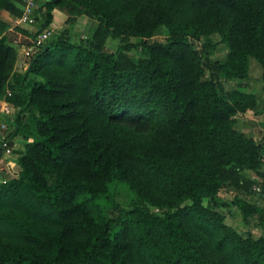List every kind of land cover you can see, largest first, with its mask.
I'll list each match as a JSON object with an SVG mask.
<instances>
[{
	"label": "trees",
	"instance_id": "1",
	"mask_svg": "<svg viewBox=\"0 0 264 264\" xmlns=\"http://www.w3.org/2000/svg\"><path fill=\"white\" fill-rule=\"evenodd\" d=\"M18 1L0 0V10L20 16ZM56 7L96 17L92 37L51 34L11 96L16 50L0 17V98L16 107L13 136L27 140L17 175L0 184V264H264V235L242 237L213 207L224 186L252 195L248 172L264 192L262 146L234 118L256 96L225 98L215 79L247 77L250 57L264 68V0H45L37 31ZM161 27L165 41H148ZM215 33L223 61L192 42ZM108 35L121 42L115 52L104 48ZM133 46L136 61L125 54ZM28 108L39 137L30 141L20 125ZM117 178L165 213L134 208L114 230L95 199ZM231 204L264 223V207L238 193Z\"/></svg>",
	"mask_w": 264,
	"mask_h": 264
},
{
	"label": "rangeland",
	"instance_id": "2",
	"mask_svg": "<svg viewBox=\"0 0 264 264\" xmlns=\"http://www.w3.org/2000/svg\"><path fill=\"white\" fill-rule=\"evenodd\" d=\"M45 0H34L31 9L25 14H21L16 19V28L22 29L26 32L25 34H17L19 31L14 32L16 35H10L7 37L9 44H11L16 50V61L14 65V72L11 75L9 81V87L7 91H13L12 87L17 86L18 80L25 72V68L29 63L31 57H25L24 49L31 45V37L37 32L43 24V16L40 11V4ZM21 10L26 7V0H20ZM53 18L50 24L52 34H61L63 30L72 42H79L80 40H86L92 37L93 31L97 27L98 20L96 17H89L85 14V9L77 7L72 13L68 12L65 7H56L53 11ZM69 18H72L69 20ZM18 29V30H19ZM25 35V36H23ZM166 29L161 27L157 32L153 34L148 41H165ZM209 40V43H207ZM139 41L137 37H131L130 42L136 44ZM194 46L202 53L208 54V58L213 61H223L226 57L227 47L222 42L220 36L215 33L210 36H202L199 39H193ZM207 43V44H206ZM121 44L119 38L108 35L104 41V48L108 51H116L118 46ZM125 54L129 56L133 61H136L143 56V52L137 46L130 47L125 51ZM205 78L209 77L210 71L207 67H204ZM27 80L41 78L33 73H28ZM220 82L223 91L221 94L226 98L227 92L233 89L253 93L256 96V105L252 109H248L244 112H237L234 118L239 123V129L246 135L254 139L257 144L262 146V165L260 168L264 170V68L261 64L253 57L249 58V69L247 77L227 79L222 73H218L215 78ZM6 92V91H5ZM6 94V93H5ZM35 115L36 110L28 108L21 117V127L23 133L27 134L28 141L34 138H39L35 131ZM16 107L14 112L10 115L12 118L11 128L12 131L15 129L16 121ZM0 119H9V116L0 112ZM17 147V146H16ZM20 151L23 148V144L19 146ZM248 176L258 180V183L252 187H256L254 193L249 196L243 195L241 192H237L235 188L231 186H224L215 195L216 206H213L223 216V222L228 226L234 228L242 237L251 236L258 238L264 235V223L260 219L258 212H254L251 215L244 217L240 210L231 204V201L235 194H239L244 197L251 204L264 207V192L262 191L260 176H256L254 172H248ZM16 176L11 174L8 178ZM208 202L207 198L203 199V204L206 205ZM95 203L98 206V212L103 220H111L112 228L118 229L121 222L126 219L127 212L131 209L137 208L139 210L152 212L157 215H163L167 209L158 208L151 206L141 201L136 195L134 189L130 185L120 179H114L109 188L108 192L104 195H100L95 199ZM189 203V201L185 202ZM10 232L7 233V235Z\"/></svg>",
	"mask_w": 264,
	"mask_h": 264
},
{
	"label": "built area",
	"instance_id": "3",
	"mask_svg": "<svg viewBox=\"0 0 264 264\" xmlns=\"http://www.w3.org/2000/svg\"><path fill=\"white\" fill-rule=\"evenodd\" d=\"M34 0H26V7L22 10V14L25 15L32 7ZM52 34L51 28H46L35 32L31 37V45L24 49L25 57H31L37 50L42 42L49 38ZM7 96H11V91H6ZM0 112L9 116V119H0V173L6 170H10V165L16 163L11 158V155L15 154L16 143L14 142V136L12 134V118L10 115L14 112V105L10 103L6 98H0ZM17 175V172L13 174ZM6 178L0 175V184L6 182ZM256 190V187H252Z\"/></svg>",
	"mask_w": 264,
	"mask_h": 264
},
{
	"label": "crops",
	"instance_id": "4",
	"mask_svg": "<svg viewBox=\"0 0 264 264\" xmlns=\"http://www.w3.org/2000/svg\"><path fill=\"white\" fill-rule=\"evenodd\" d=\"M15 5L18 8H20V9L22 7L20 1L15 2ZM0 17L7 22V27L3 31V35L8 36V38H9L10 35H13V36L16 35V33H14V32H17V31H19L17 34H19V33L22 34L23 33V34L26 35V32L24 30L16 28V24H15L16 22L15 21H16L17 18H19V16L17 17V16L12 15L8 11L0 10ZM25 35H23V36H25ZM13 138H14L13 140L16 143L17 147L14 150L15 154L11 155V158L13 160H15L16 163H13V164L10 165V168H9L10 170H6V171H3V172L0 173V175L2 177H4V178H8V175H11V174H13V172H17L18 171V157L20 155L19 154V152H20L19 146L22 145V144L24 145L25 142H27V140L23 137L21 132H19L16 135H14ZM13 175H15V173ZM12 177H14V176H12Z\"/></svg>",
	"mask_w": 264,
	"mask_h": 264
}]
</instances>
